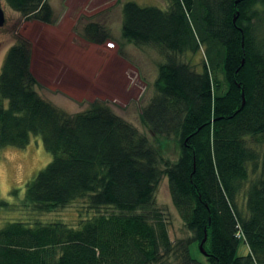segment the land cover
<instances>
[{
  "label": "trees",
  "instance_id": "16d2710c",
  "mask_svg": "<svg viewBox=\"0 0 264 264\" xmlns=\"http://www.w3.org/2000/svg\"><path fill=\"white\" fill-rule=\"evenodd\" d=\"M166 1V10L124 3L121 31L164 56L141 121L157 138L178 142L172 164L104 102L69 115L42 99L30 42L18 38L7 50L0 151L40 137L51 161L18 204L0 200V210L46 214L85 199L96 214L77 227L6 223L0 264H204L191 253L204 237L205 264H264V152L248 145L264 143V0ZM3 2L24 19L53 22L47 0ZM83 37L96 45L109 39L99 23L85 24ZM200 50L199 71L181 61ZM162 178L192 238L170 240L154 201Z\"/></svg>",
  "mask_w": 264,
  "mask_h": 264
},
{
  "label": "rangeland",
  "instance_id": "374dc122",
  "mask_svg": "<svg viewBox=\"0 0 264 264\" xmlns=\"http://www.w3.org/2000/svg\"><path fill=\"white\" fill-rule=\"evenodd\" d=\"M52 9L51 24L24 19L9 10L1 0L5 22L0 28V69L7 50L18 38L31 44L30 72L38 83L37 94L57 109L74 115L85 111L93 101L104 102L120 119L135 128L159 149L163 160L170 164L179 157V144L174 139L157 138L141 121V111L154 97L153 83L164 56L151 46L136 45L122 37L121 8L126 2L140 7L167 9L166 0H47ZM83 7V9H81ZM99 23L109 39L100 45L84 40L83 27ZM72 33L75 37L73 38ZM82 39L79 42L77 39ZM85 41V42H84ZM115 47L107 48L108 44ZM113 45V44H112ZM200 70L202 50L196 55L180 58ZM248 145L259 154L264 143L248 139ZM51 161L43 148L40 137H30L24 149L5 148L0 151V200L10 205L18 204L24 197L25 185ZM17 192L16 197L11 193ZM156 207L168 222L171 241L192 238L179 218L162 178L154 194ZM244 209L243 200L239 201ZM109 211V210H107ZM101 209L100 212H107ZM96 214L85 199L77 200L52 213L0 210V228L15 221L63 222L77 227L82 220ZM248 248L239 241L237 256L244 257ZM193 258L206 263L199 245L191 248Z\"/></svg>",
  "mask_w": 264,
  "mask_h": 264
},
{
  "label": "water",
  "instance_id": "95a60500",
  "mask_svg": "<svg viewBox=\"0 0 264 264\" xmlns=\"http://www.w3.org/2000/svg\"><path fill=\"white\" fill-rule=\"evenodd\" d=\"M234 21H235V18H233V22H234ZM4 22H5V18H4V13H3V10H2L1 0H0V28L3 27ZM242 99H243V97H242ZM242 103H243V102H242ZM204 240H205V237H204L203 241H202V242L200 243V245H199V251H200V253H201L202 255L205 256L206 253L204 252L203 247H202Z\"/></svg>",
  "mask_w": 264,
  "mask_h": 264
},
{
  "label": "crops",
  "instance_id": "0c3cea01",
  "mask_svg": "<svg viewBox=\"0 0 264 264\" xmlns=\"http://www.w3.org/2000/svg\"><path fill=\"white\" fill-rule=\"evenodd\" d=\"M64 1H67V0H64ZM81 9H83V7H82ZM72 36H73V38L75 37V35H74L73 33H72ZM76 38H78V37H75V39H76ZM77 40H78L79 42H80V41H81V42L83 41V40L80 39V38L77 39ZM84 42H85V41H84ZM112 44H113V47H115V44H114V43H112Z\"/></svg>",
  "mask_w": 264,
  "mask_h": 264
}]
</instances>
